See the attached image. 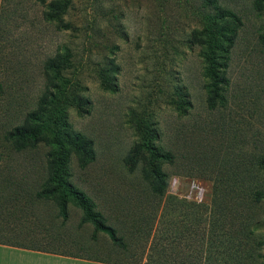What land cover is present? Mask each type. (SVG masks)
<instances>
[{
	"label": "rangeland",
	"instance_id": "1",
	"mask_svg": "<svg viewBox=\"0 0 264 264\" xmlns=\"http://www.w3.org/2000/svg\"><path fill=\"white\" fill-rule=\"evenodd\" d=\"M50 1L0 0V77L8 68L1 80L22 87L28 109H35L45 88V61L63 56L45 108L52 120L63 121L59 135L80 133L95 152L85 168L70 153L67 178L127 238L123 230L134 199L144 195L142 163L134 170L125 163L137 140L128 119L139 114L156 133L155 145L172 155L159 164L167 175L166 195L209 206L222 198L236 208L237 227L253 228L240 229L235 240L246 258L249 245L264 241V195L255 198L264 193V0H62L66 29L43 18ZM208 28L215 44L228 48L221 52L227 64L224 100L213 109L205 87L211 81ZM52 148L43 141L22 151L0 146V179L22 182L30 192L31 221L38 224L22 244L126 261L106 233L93 239V224L79 225L82 213L73 201L63 223L51 200L35 198ZM221 230L213 238L224 235ZM213 247L209 256L224 260L225 253L212 254ZM255 253L264 255V244Z\"/></svg>",
	"mask_w": 264,
	"mask_h": 264
},
{
	"label": "trees",
	"instance_id": "2",
	"mask_svg": "<svg viewBox=\"0 0 264 264\" xmlns=\"http://www.w3.org/2000/svg\"><path fill=\"white\" fill-rule=\"evenodd\" d=\"M39 1L44 3L45 0ZM65 10L66 4L62 0H52L45 4L43 18L55 23L59 29H66L70 25L63 19ZM205 37L211 47L208 56L206 54L211 81L205 87L208 107L213 109L224 100L222 93L227 84V64L221 52H227L228 48L223 50L216 45V34L211 28L207 29ZM230 45L231 41L228 46ZM219 50L220 54H217ZM62 61L63 56L59 53L45 61V88L37 98L35 109H28L29 102L28 98L23 96L21 81L17 82L21 88H16L12 83L1 80L8 74V68L3 66L0 77V146L22 151L35 148L42 141L51 145L53 148L48 151L44 162L47 178L35 191V198L51 200L57 207V215L61 216L63 223L69 216L68 204L73 201L82 213L79 225L87 222L93 224V239L97 238L98 232L106 233L112 244L124 254L126 261L55 253L113 264H264V255L255 253L257 246L264 244V241L249 245L250 252L246 258L239 255L235 240L240 229L247 232L246 225L245 228L237 227L232 214L236 208L228 206L222 198L209 206L166 195L169 185L167 175L160 169L159 164L161 160L171 161L172 155L155 145L156 133L139 114L128 119L137 140L129 150L125 163L129 170H134L138 162L142 163L144 195L134 199L135 209L129 212V224L123 230L127 232V238L118 234V229L113 225L106 223L105 216L94 209L96 204L92 198L67 178L71 175L68 162L70 153L76 155L77 164L81 168H85L94 160L92 140L80 133L59 135L63 121L56 116L52 120L45 108L48 99L55 94ZM19 73L21 74L22 70ZM26 191L21 181L0 179V244L52 252L22 244L24 238L34 234L38 226L35 221H31L32 201L30 192ZM263 195L264 193L257 192L256 200L260 201ZM126 223L124 225H127ZM256 224L259 222L253 223V226ZM219 226L224 235L213 238L212 233L216 232ZM248 232L252 233L253 228ZM8 237L15 242L7 240ZM21 239L22 242H19ZM133 239L136 240L139 251L131 244ZM210 247L214 250L212 254L225 253L224 260L209 256Z\"/></svg>",
	"mask_w": 264,
	"mask_h": 264
},
{
	"label": "crops",
	"instance_id": "3",
	"mask_svg": "<svg viewBox=\"0 0 264 264\" xmlns=\"http://www.w3.org/2000/svg\"><path fill=\"white\" fill-rule=\"evenodd\" d=\"M0 264H113L85 258L0 244Z\"/></svg>",
	"mask_w": 264,
	"mask_h": 264
}]
</instances>
